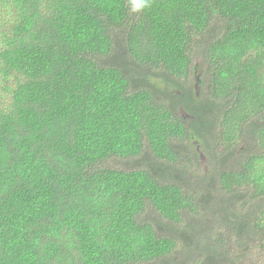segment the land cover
Instances as JSON below:
<instances>
[{"label": "trees", "instance_id": "trees-1", "mask_svg": "<svg viewBox=\"0 0 264 264\" xmlns=\"http://www.w3.org/2000/svg\"><path fill=\"white\" fill-rule=\"evenodd\" d=\"M145 149L153 165H109ZM199 155L237 200L220 214L236 256L198 244L191 264L264 255V0L139 15L128 0H0V264H150L187 247L198 227L162 235L145 212H198L205 196L167 177Z\"/></svg>", "mask_w": 264, "mask_h": 264}, {"label": "rangeland", "instance_id": "rangeland-1", "mask_svg": "<svg viewBox=\"0 0 264 264\" xmlns=\"http://www.w3.org/2000/svg\"><path fill=\"white\" fill-rule=\"evenodd\" d=\"M195 70H197V67H195L194 65L191 67V73H190L191 77L197 76V73H193ZM198 75L201 76L200 71ZM243 145L244 143H242V146ZM179 146L184 147L185 143L179 142ZM197 157L198 159L195 165L193 166L188 165L187 167L183 168L181 166L182 164H179V166L181 167L177 169L175 175L168 176L167 178L168 179L176 178V180H178V182L182 184L183 187L185 186L189 188L193 187L194 190L197 191L198 197L205 196L203 198L204 203H202L199 206L200 208H198V212L195 213L194 211L191 210H185L184 218L181 222H170L165 219H162L161 217L156 215V212L153 209H148L145 212V216L149 220L157 224L156 226L157 232L162 235L170 234L171 230H177L179 228L180 231L184 230L185 227L187 226L188 227L196 226L201 230V232L192 231V236H191L192 239L187 240L185 242L188 244L187 247L184 244V240H180L177 244L178 245L177 250L173 251L169 256L150 264H191V262L195 260V256L198 255L197 252L194 253V251H198L197 248L194 249V247L198 246V244H202L206 246L207 243L211 244V246H216V248H219L222 252H225V254L230 259H233L236 256L234 254L236 252L235 250L236 248L235 246H232L233 236L231 237V234H229L230 230H228V224H223L221 222V215L229 219L230 213H227L226 210L229 208L230 205L231 207L234 208L237 200H233L232 202H226L228 198H231L233 196L230 193L224 192L219 189L220 188L219 184L218 182H216L217 171L219 170L218 167H214L213 163H211L207 157H205V160L202 163L200 162L201 161L200 155ZM232 157L233 158L229 159L226 162L227 164L225 166V169L235 168L237 166V160H236L237 157L236 156H232ZM155 162L157 161L154 159L150 151H146L145 149L143 153H141L140 157L127 158L124 161L114 159L111 162H109L110 164L109 163L108 164L109 165L112 164L113 166L116 163V165L120 168H125L129 166H130L129 168H131V166L132 167L141 166L145 164L149 166L150 164L153 165ZM207 164L208 167H210V169L208 170L207 174H204L203 172L204 170H206ZM170 169L171 168H168L167 170ZM163 170H165V168ZM198 179H200V181L197 183ZM212 184H214L215 187H212ZM213 188H215L216 190H211ZM207 197H209L208 200ZM218 204H220V211L217 214H212L215 209L216 211L219 210L218 209L219 207H217ZM210 208H214V210H210ZM228 221L233 222L231 220ZM237 257L239 258L240 256L237 255ZM238 264H264V255L261 251L255 248L252 251H250L246 257H241Z\"/></svg>", "mask_w": 264, "mask_h": 264}, {"label": "clouds", "instance_id": "clouds-1", "mask_svg": "<svg viewBox=\"0 0 264 264\" xmlns=\"http://www.w3.org/2000/svg\"><path fill=\"white\" fill-rule=\"evenodd\" d=\"M153 0H128V9L131 14L139 15L152 6Z\"/></svg>", "mask_w": 264, "mask_h": 264}]
</instances>
